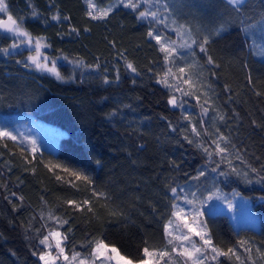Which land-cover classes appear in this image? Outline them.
Masks as SVG:
<instances>
[{
  "label": "trees",
  "instance_id": "obj_1",
  "mask_svg": "<svg viewBox=\"0 0 264 264\" xmlns=\"http://www.w3.org/2000/svg\"><path fill=\"white\" fill-rule=\"evenodd\" d=\"M245 1L234 11L224 0H153L150 10L159 8L164 21L156 23L138 18L149 7L143 3L133 11L121 0H92L93 14L111 8L93 19L88 0H5L8 15L0 18L22 22L61 58L64 80L11 53L12 34L0 32V129L17 137L0 138V264H43L40 255L54 249L40 241L50 232L66 237L69 259L58 264L88 257L85 264H97L100 241L132 262L145 260L148 248L185 264L165 225L184 191L204 197L216 189L252 198L261 228L237 231L228 215L206 214L211 244L233 252L217 255L196 237L203 264H264V37L252 28L264 23V0ZM149 31L176 42L172 63ZM188 32L197 43L180 48ZM188 65L195 87L173 76L172 87L160 83L169 68L179 76ZM172 96L178 106L168 103ZM220 134L228 151L216 155Z\"/></svg>",
  "mask_w": 264,
  "mask_h": 264
},
{
  "label": "snow or ice",
  "instance_id": "obj_2",
  "mask_svg": "<svg viewBox=\"0 0 264 264\" xmlns=\"http://www.w3.org/2000/svg\"><path fill=\"white\" fill-rule=\"evenodd\" d=\"M121 2L124 4V7L126 8H131L133 11H136L137 9H139L141 7V3L148 5V8H145L143 11H139L138 12V18L139 19H149L151 18L150 22H156V23H164L163 20H160L159 17L161 15L159 8H157V10L152 11L150 10V8L153 6V0H121ZM89 3V12L88 15L91 16L93 19H102L104 17H106L109 13V11H111V8L108 9H102V10H96L95 14H93V10L95 9V5L92 3V0H88ZM155 3L158 5L160 3V0H155ZM227 5H229L234 11H239L240 8L243 6L244 4V0H226ZM165 11H168V5L165 3L163 5ZM7 11V7L6 5L3 3V0H0V12H6ZM53 19H58L57 16H54ZM65 19H67V17H65ZM183 25L180 26V29H183ZM255 27V26H252ZM0 28L5 29L8 32L11 33H15L18 36H24V37H28L29 43H31V37L29 35V33L27 31H25L22 28V22H18L16 19H14L11 15L8 16V21L7 23H5L4 21H0ZM180 29H176L177 31V35L180 36L182 39L184 38V33L181 32ZM245 33L249 32L248 28L244 29ZM262 31H264V29H262ZM148 36L152 37L153 39L156 40L157 44L160 45V51H162L165 54V61H167L168 63H172L173 62V58L178 54L177 52V46H176V42L175 41H165L164 38H162L161 35L159 34H155L154 31H149L148 32ZM188 40H191V43H188ZM209 42V38L207 36H205L202 40V42H200L199 44V48L201 52H207V49L205 47V45H207ZM197 41L191 38V33L188 32L187 33V39L184 40V42L182 44L179 45L180 48H188L190 49L192 47L193 44H196ZM13 48L17 47V45H12ZM40 48H41V43L40 40L37 39L36 41V52L37 55L36 56H29L28 60L31 61V63L33 65H35L37 70L40 71H47L49 73H52L54 75L57 76V78H60L59 73L56 71V64L55 62H52L51 67H49L47 61V58L45 57V62H41L40 61ZM4 51H7V49H5ZM262 55H264V51H261ZM194 55V53H193ZM207 62L209 64L213 63L212 57L208 56V60ZM127 67L129 69H131L133 72L136 71V69L133 67V65L131 63H129L127 65ZM193 67V65H188L187 67H180L177 69L178 73H180L179 76H175V74L172 72L171 68H169L165 73H164V78H162L160 80V83L165 84L168 87H172V85L168 84V80L167 77L169 76H173L174 78L180 80L183 84H186L189 86V88H193L195 87V84L192 80V76L190 74L186 75V73L188 72L189 69H191ZM107 83V81H105ZM177 90H179V87L177 86ZM187 94H191V93H185ZM259 95V93H257ZM207 103V101H205ZM169 104L175 106L177 105V99L175 96H172L169 101ZM207 109L204 108L203 109V113L206 114L207 113ZM185 119H189L188 117H185ZM220 119L223 120V116H220ZM192 132L196 135L199 136L200 133L197 131L196 127L193 126L192 127ZM2 137H7L10 138L12 140H16V136H14L11 132L5 130V129H0V138ZM185 139H188L187 136H185ZM189 143H193L192 140H188ZM212 143L215 145L214 148V153L216 155H222L224 153H226L228 151V138L223 136V134H220L218 139H215L212 141ZM34 144V142H33ZM223 145V146H222ZM197 147H202V145H197ZM204 152L209 156V158H211V156L213 155V152H210L208 148H204L203 149ZM33 151H35V148H33ZM57 167H59V165H57ZM65 171H69L68 169H65ZM213 171H215V169H213ZM235 171V170H234ZM252 171H256V169H252ZM73 176H76L77 179H81L83 178L84 180H87L88 177L83 176L82 173H78V172H72L71 173ZM223 175V173H221ZM199 175H204L203 172H200ZM198 178V177H197ZM59 179V177H58ZM171 191L175 194L176 193V189L173 188L171 189ZM99 195H102L99 194ZM195 195V193H193V196ZM209 199H211V197H209ZM188 203H192V201H187ZM69 204H73V201H68ZM85 204L88 203V201H84ZM77 207H79V205H77ZM174 207H176L174 205ZM232 205L231 203H229V208H231ZM91 209H89L90 211ZM183 209H179L178 211H174L173 212V216L181 218V214L183 213ZM197 215L202 216L203 213L202 212H197ZM62 223H67V221H63ZM172 224V221H169L168 225H165V232L167 233V235L169 237H173V239L175 240H179V241H188L189 244L191 245V247H186L185 245L181 244L180 248L182 249V251L180 252L181 256L186 257V261L185 264H187V261H191V264H203V260L204 255L203 253L206 251V249H204L203 247H196L195 243L191 241V238L186 235V234H181L179 236H173V232L169 231V227ZM193 225H196V220L194 219L192 224H188L185 223L184 227L187 228L188 232L193 233L195 236H199L201 240L204 241V244L207 245L211 251L213 253H216L217 255H228V253H232L233 249H228V253H224V252H220L215 246H213L211 244V239L210 237H206L205 233H204V228L200 227L199 225H197L196 227H194ZM50 237L55 239V247L58 250L59 254H63L64 253V248L62 247V241L63 239H66V237H62L60 232H50L49 235H46L43 237V239L40 241L41 244L47 245L49 248L51 247V244L49 243ZM173 239H169L168 240V244H172L173 243ZM108 249V245L104 244L103 241H100L96 244L95 249H94V254L96 256H102L104 254V251ZM173 251H177L176 247H173L172 249ZM112 252H117V250L115 248L111 249ZM247 251H251L250 249H247ZM258 253H260V249L256 250ZM118 254V253H117ZM144 254L147 257H152L153 255H157V253L154 252H150L148 248L144 249ZM262 256H264V253H260ZM79 253H75L72 257V260H76L77 257H79ZM168 252L166 251H160L158 253L159 258H164L165 256H168ZM40 260L44 261V264H53L55 259H58V257H51L50 253H42L40 255ZM91 257L88 258H84L80 260V264H85L86 259H90ZM216 257L213 256V259H215ZM64 259L66 261H68V257L65 255ZM121 260H124L125 264H132V261L130 260H126L124 257H120ZM70 264V262H69ZM141 264H149L148 261H141Z\"/></svg>",
  "mask_w": 264,
  "mask_h": 264
},
{
  "label": "rangeland",
  "instance_id": "obj_3",
  "mask_svg": "<svg viewBox=\"0 0 264 264\" xmlns=\"http://www.w3.org/2000/svg\"><path fill=\"white\" fill-rule=\"evenodd\" d=\"M226 1V0H224ZM246 1L244 0V3ZM3 3L6 5L5 0H3ZM6 12H0V16L8 15ZM3 18H0L2 20ZM264 23L261 22L260 24H255L252 27L253 33L256 35L257 38H263L264 37ZM12 34L13 44L17 45V47L13 48L11 47L9 51L13 54H22L24 57V61H28L29 56H36V41L37 39L31 37V43H29L28 37L24 36H18L15 33ZM40 40V39H39ZM41 48H40V61L43 63L45 62V57L47 58V63L49 67H51L52 62H55L56 64V71L59 73L60 78H57L56 75L49 73L47 71H42L47 74H52L55 76L59 81L64 80L63 75L60 74V70L58 68V62L61 60L59 59H53L49 55V53L45 52L46 46L45 44L40 40ZM260 53L261 51H264V48H259ZM264 56V55H262ZM30 65L36 69L35 65L30 63ZM40 71V70H37ZM172 107H174L172 105ZM193 191L192 193H194ZM180 199H178L176 203V210L183 209V213L181 214V218L175 217L172 220V224L169 227V231L173 232V236H179L181 234H186L191 238V241L195 243L196 247H200V245L196 242V237L200 239L199 236H195L193 233L188 232L187 228L184 227L185 223L192 224L193 220H196V225H193L196 227L199 225L200 227L204 228V233L207 237V230L206 227H204V221H205V215L209 214H216V213H222L225 215H228L230 218V221L232 222V225H234L235 229L238 231L241 228H251L255 231H259L261 228L260 224V216L258 213L254 210V200L250 197H246L243 193L240 192H227L223 191L222 189H216L215 191H212L209 194H205L204 197H201V195H195L189 194L188 192L184 191L183 195H181ZM211 197V199H209ZM187 201H192V203H188ZM229 203H231L232 207L229 208ZM202 212L203 215H197V212ZM201 240V239H200ZM179 241V240H178ZM204 244V241L201 240ZM64 240L62 241V247L64 248ZM180 245L183 244L186 247H191L188 241H179ZM50 244L52 245V249L50 253L51 257H58V259H55L53 264H58L59 261L61 263L66 262L64 259L65 256V249L64 253L61 255L59 254L58 250L55 247V239L50 237ZM205 245V244H204ZM207 247V245H205ZM114 247H109L108 249L104 251V254L102 256H96L98 259L97 264H125L124 260H121L120 257L122 256L118 251L112 252L111 249ZM180 250L179 253L182 251V249L179 247ZM118 253V254H117ZM156 253V252H154ZM67 256V255H66ZM183 257V256H182ZM125 258V257H124ZM185 260L186 257H183ZM126 260H129L125 258ZM167 260V257L159 258L158 254L153 255L152 257H147L144 261H148L149 264H169V260ZM169 259V258H168ZM169 261V262H168ZM205 259L203 260V262ZM44 264V261H42ZM174 262V260H173ZM132 264H141V262H132ZM187 264H191V261H187Z\"/></svg>",
  "mask_w": 264,
  "mask_h": 264
},
{
  "label": "water",
  "instance_id": "obj_4",
  "mask_svg": "<svg viewBox=\"0 0 264 264\" xmlns=\"http://www.w3.org/2000/svg\"><path fill=\"white\" fill-rule=\"evenodd\" d=\"M0 21H4L5 23H7V21H8V17H7V18H4V19H2V20H0ZM0 32L3 33V34H11V32H8V31H6V30L3 29V28H0Z\"/></svg>",
  "mask_w": 264,
  "mask_h": 264
}]
</instances>
